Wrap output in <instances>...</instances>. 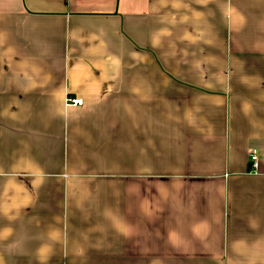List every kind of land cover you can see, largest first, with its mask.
<instances>
[{
  "label": "crops",
  "instance_id": "1",
  "mask_svg": "<svg viewBox=\"0 0 264 264\" xmlns=\"http://www.w3.org/2000/svg\"><path fill=\"white\" fill-rule=\"evenodd\" d=\"M0 264H264V0H0Z\"/></svg>",
  "mask_w": 264,
  "mask_h": 264
},
{
  "label": "built area",
  "instance_id": "2",
  "mask_svg": "<svg viewBox=\"0 0 264 264\" xmlns=\"http://www.w3.org/2000/svg\"><path fill=\"white\" fill-rule=\"evenodd\" d=\"M66 104L69 106H73V107H79L83 105V100L81 99H73V98H68L66 100ZM251 162H252V167L255 170V172L258 169V156H257V152H254L251 156Z\"/></svg>",
  "mask_w": 264,
  "mask_h": 264
}]
</instances>
